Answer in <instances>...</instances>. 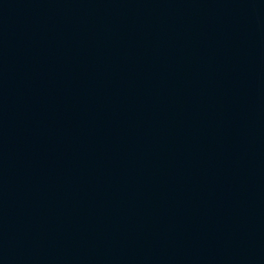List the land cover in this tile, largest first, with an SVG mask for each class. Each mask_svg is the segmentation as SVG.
<instances>
[{
  "label": "water",
  "instance_id": "obj_1",
  "mask_svg": "<svg viewBox=\"0 0 264 264\" xmlns=\"http://www.w3.org/2000/svg\"><path fill=\"white\" fill-rule=\"evenodd\" d=\"M0 264H264V0H0Z\"/></svg>",
  "mask_w": 264,
  "mask_h": 264
}]
</instances>
